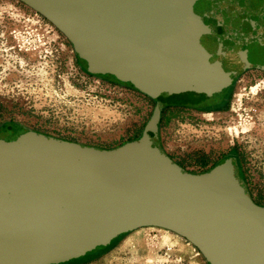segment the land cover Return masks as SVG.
Returning <instances> with one entry per match:
<instances>
[{"label":"water","instance_id":"1","mask_svg":"<svg viewBox=\"0 0 264 264\" xmlns=\"http://www.w3.org/2000/svg\"><path fill=\"white\" fill-rule=\"evenodd\" d=\"M56 27L97 76L158 98L264 72V0H18ZM175 79L171 89H157ZM237 158L203 173L147 128L105 149L28 131L0 140V264H67L140 228L168 230L209 264H264V206Z\"/></svg>","mask_w":264,"mask_h":264},{"label":"rangeland","instance_id":"2","mask_svg":"<svg viewBox=\"0 0 264 264\" xmlns=\"http://www.w3.org/2000/svg\"><path fill=\"white\" fill-rule=\"evenodd\" d=\"M203 72L210 76L196 77L192 93L180 97L196 105L163 101L158 107L165 94L95 75L48 20L18 0H0V140L35 131L111 149L157 127L166 153L192 173L209 170L235 149L240 177L264 206V72L249 70L233 81ZM175 81L157 89L171 83L167 91ZM229 98L227 113L207 109ZM108 246L67 264H209L191 243L161 228H140Z\"/></svg>","mask_w":264,"mask_h":264},{"label":"trees","instance_id":"3","mask_svg":"<svg viewBox=\"0 0 264 264\" xmlns=\"http://www.w3.org/2000/svg\"><path fill=\"white\" fill-rule=\"evenodd\" d=\"M99 77H104V76H99ZM119 82V81H118ZM119 83H121V82H119ZM123 84V83H122ZM131 87H133L132 85H131ZM134 88V87H133ZM181 88H180V85H178L177 87H176V90H175V92L170 96L172 99H173V97H174V103H175V105H178V104H182V103H184V104H187V105H196L197 104V102H195L194 101V99L192 98V97H189V98H187V100L186 101H181L180 100V97H181V95H186V93H192V89H184V90H180ZM183 98H185V97H183ZM198 101H201V99L200 100H198ZM174 103H172V104H174ZM6 125H8V124H5V125H3V126H6ZM14 127L15 128H17V129H19L18 128V126H16V125H14ZM124 236H126V235H123L122 237H120V238H117V239H115V240H113L110 244H109V246H108V248L110 249V248H112L114 245H116V243L117 242H119L120 240H121V238H123ZM103 248V247H102ZM101 249V248H100ZM99 250V249H98ZM96 252V251H95ZM95 252H93V253H90V254H87L85 257H83V258H81V259H78V260H84V259H86L87 257H89V256H92V255H94V253ZM78 260H74V261H72V262H76V261H78ZM71 263V262H70Z\"/></svg>","mask_w":264,"mask_h":264},{"label":"flooded vegetation","instance_id":"4","mask_svg":"<svg viewBox=\"0 0 264 264\" xmlns=\"http://www.w3.org/2000/svg\"><path fill=\"white\" fill-rule=\"evenodd\" d=\"M86 66H87V64L83 61V60H81ZM112 77V76H111ZM189 98V97H188ZM229 101H230V98H229V100H227V101H221L220 103H218L217 105H213V106H209L207 109L209 110V111H220V112H222V113H227L228 112V107H229ZM178 105H187V104H184V103H182V104H178ZM230 157H233V158H237L238 159V162H239V164H240V160H239V157H238V155L236 154V151H235V149H231V151H230V153H228L226 156H225V158H230ZM224 158V159H225Z\"/></svg>","mask_w":264,"mask_h":264}]
</instances>
